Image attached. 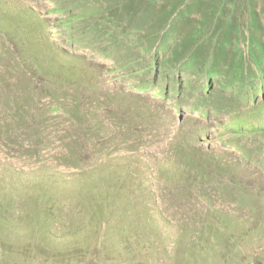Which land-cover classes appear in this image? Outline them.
<instances>
[{"label":"rangeland","instance_id":"obj_1","mask_svg":"<svg viewBox=\"0 0 264 264\" xmlns=\"http://www.w3.org/2000/svg\"><path fill=\"white\" fill-rule=\"evenodd\" d=\"M0 264H264V0H0Z\"/></svg>","mask_w":264,"mask_h":264},{"label":"trees","instance_id":"obj_2","mask_svg":"<svg viewBox=\"0 0 264 264\" xmlns=\"http://www.w3.org/2000/svg\"><path fill=\"white\" fill-rule=\"evenodd\" d=\"M71 144H73V142ZM71 144H69L66 147V151L62 152L57 158H59V160L65 164L78 165L79 162L84 159V156L81 152H78V150L75 149V147L78 146L76 143L73 146H71ZM78 144L80 145V142ZM54 173L57 172L55 171Z\"/></svg>","mask_w":264,"mask_h":264}]
</instances>
